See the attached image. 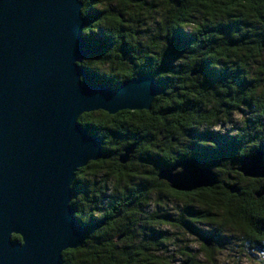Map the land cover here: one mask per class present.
Segmentation results:
<instances>
[{
	"label": "trees",
	"instance_id": "trees-1",
	"mask_svg": "<svg viewBox=\"0 0 264 264\" xmlns=\"http://www.w3.org/2000/svg\"><path fill=\"white\" fill-rule=\"evenodd\" d=\"M81 1L94 52L80 65L91 80L118 86L153 74L160 92L150 109L80 115L104 157L79 168L71 184L70 204L87 232L61 263L170 264L160 250L177 239L187 242L183 264H210L215 247L232 243L264 264V177L237 169L264 153V0ZM236 114L241 124L226 130ZM192 158L213 171V186L178 191L158 177ZM186 236L199 241L196 252Z\"/></svg>",
	"mask_w": 264,
	"mask_h": 264
},
{
	"label": "water",
	"instance_id": "water-1",
	"mask_svg": "<svg viewBox=\"0 0 264 264\" xmlns=\"http://www.w3.org/2000/svg\"><path fill=\"white\" fill-rule=\"evenodd\" d=\"M82 5L0 0V264H62L63 251L83 245L87 226L70 204L71 184L79 168L104 153L80 115L150 109L160 92L153 74L118 86L91 80L80 65L94 52L83 35ZM133 149L119 161L126 163ZM263 158L258 151L237 169L264 177ZM203 164L180 160L158 177L178 191L211 187L215 175Z\"/></svg>",
	"mask_w": 264,
	"mask_h": 264
},
{
	"label": "rangeland",
	"instance_id": "rangeland-1",
	"mask_svg": "<svg viewBox=\"0 0 264 264\" xmlns=\"http://www.w3.org/2000/svg\"><path fill=\"white\" fill-rule=\"evenodd\" d=\"M145 12V8L142 9ZM235 118H233L232 120V124L226 125V130H229V128L233 127L232 125H234L235 123L241 124V119L242 116L239 114L234 115ZM224 128L220 129L223 132H227ZM124 153V152H123ZM122 153V154H123ZM221 175V179L225 180V177L227 178V174H225V172H223L222 170L220 171ZM232 176V175H231ZM228 180V178H227ZM168 202L171 203V205L173 206H181V204L183 202H181L180 200H173V198H171ZM170 208V207H169ZM172 213H174V211H171ZM168 229V231H170V233L174 232V229L172 228H165ZM204 231V229H202ZM186 239L188 238V248L190 249V251L196 252L199 247V241L192 236H186ZM184 243H187L186 240L183 242H180L179 240L177 241V239H175L174 242H169L164 244L165 246L161 248L160 252L163 256L167 257L171 263L170 264H183V262L185 261L186 256L179 253V250H184L182 247ZM235 243V242H234ZM259 253H257L256 255L254 253H244L242 254V252H240L239 247L236 244H227L226 248L224 249H219L218 247H215L213 250V255H212V263L210 264H255V260H257L256 258H259L261 255H258ZM197 259L200 260L201 256L199 255V257L197 256ZM202 260V259H201Z\"/></svg>",
	"mask_w": 264,
	"mask_h": 264
},
{
	"label": "flooded vegetation",
	"instance_id": "flooded-vegetation-1",
	"mask_svg": "<svg viewBox=\"0 0 264 264\" xmlns=\"http://www.w3.org/2000/svg\"><path fill=\"white\" fill-rule=\"evenodd\" d=\"M229 130H230V128H229Z\"/></svg>",
	"mask_w": 264,
	"mask_h": 264
}]
</instances>
